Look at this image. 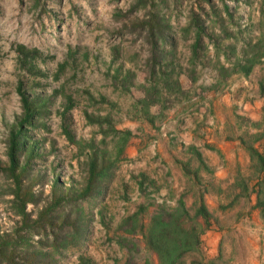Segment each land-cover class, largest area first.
I'll return each mask as SVG.
<instances>
[{
	"label": "rangeland",
	"instance_id": "1",
	"mask_svg": "<svg viewBox=\"0 0 264 264\" xmlns=\"http://www.w3.org/2000/svg\"><path fill=\"white\" fill-rule=\"evenodd\" d=\"M161 10L167 18L174 15V22L167 30L172 44L167 43L165 49L174 50L177 60L182 62L181 67L186 70L191 67L183 65V62L187 53H192L195 38L190 18L196 15L203 21V42L197 50L201 71L194 91L205 96L213 89L216 93L214 99L223 101L222 98L239 86L233 88L236 80L229 82L228 76L210 89L208 87L215 79L211 72L220 64L229 66L241 53L243 43L253 44L257 39H264V0H211L210 3L205 0H0V161L3 165H8L11 126L22 112L18 82H22L26 94L31 97L39 95L47 100L48 112L40 119L43 124L30 130L26 150L19 158L22 166L29 147L34 146V156L21 182L22 189H31L37 198L36 202L30 200L26 203L25 210L31 218H35L49 200L56 175L65 185L71 183V178L78 182L82 178L80 164L84 155L80 153L79 146L70 143L61 131L59 113L64 109L68 96L73 106L66 113V124L75 140H82L83 145L93 141L111 158L115 155L114 145L118 138L112 132L104 135L103 131L109 126L128 129L124 122L133 110L131 105L137 95V83L144 77L142 67L151 51L147 29L140 27V22ZM20 45L27 53L38 50L37 56L31 59V68L29 63L21 66L18 60L17 47ZM231 45L236 47L234 51L229 48ZM190 74L193 76L192 72ZM258 80L264 82V63H257L250 72L248 82L253 84ZM249 92L250 99L261 102L257 96H264V88L259 92L256 85L249 88ZM201 106L205 107L204 104ZM84 111L98 119L108 116L110 124L89 123ZM245 117V142L264 149L262 137L258 136L264 131V110L261 113L254 111L253 118ZM102 138L104 143H101ZM132 145L128 140L103 195L80 203L84 215L90 219L86 244L81 250L94 264H143L146 259L158 264L154 253L145 248L139 236H129L133 237L137 247L133 254L116 242L122 232L118 225L124 217L142 205L141 220L146 222L159 207L153 196H136L131 179L133 158L128 152ZM258 172L254 161L247 175L255 180L260 175ZM13 189L12 177L0 170V233L11 232L21 223L13 203ZM246 196L244 201L248 204ZM260 198L264 201V182ZM190 213L193 215L194 207ZM258 217L264 222L260 212ZM197 221L203 224V219L198 218ZM38 238L33 234V240ZM226 238H229V233ZM260 243L262 241L257 238V244ZM79 250V247L71 245L63 250L64 255H55V264H79ZM234 254L229 251L228 242L214 263L235 264ZM242 254L243 261L248 264L250 260L245 259L250 255L264 264L262 250L253 254L244 249Z\"/></svg>",
	"mask_w": 264,
	"mask_h": 264
},
{
	"label": "crops",
	"instance_id": "2",
	"mask_svg": "<svg viewBox=\"0 0 264 264\" xmlns=\"http://www.w3.org/2000/svg\"><path fill=\"white\" fill-rule=\"evenodd\" d=\"M155 15L168 25L174 22V15L167 18L162 10ZM157 41L162 52L153 58L148 52L142 67L144 77L138 80L131 105L133 110L124 122L132 132L129 142L133 145L128 152L133 158L131 179L136 196H153L158 206L173 207L182 200L190 212L191 207L195 211L203 203L210 213L209 227L201 235L206 256L221 255L229 242L235 264H248L243 261L244 249L264 253V222L258 217L261 209L256 207L257 182L264 177V171L258 170L260 175L255 180L247 175L255 160H251L247 149L251 145L245 142L244 123L245 116L253 118L254 111L264 110V96L258 94L259 103L250 99L249 92L256 85L260 92L264 82L252 84L248 82L250 73H233L229 82L236 80L232 87H239L223 101L214 99L213 89L201 96L194 91L201 71L197 55L187 53L183 65L191 69L186 70L174 50L166 51V44L171 42ZM216 68L211 72L215 79L208 85L210 89L215 88ZM153 86L158 91L149 96ZM258 136L264 148L263 133ZM257 150L264 153V149ZM257 238L262 243L257 244ZM245 260L260 264L253 255Z\"/></svg>",
	"mask_w": 264,
	"mask_h": 264
},
{
	"label": "trees",
	"instance_id": "3",
	"mask_svg": "<svg viewBox=\"0 0 264 264\" xmlns=\"http://www.w3.org/2000/svg\"><path fill=\"white\" fill-rule=\"evenodd\" d=\"M205 1L211 2V0ZM224 7L227 9L226 4ZM157 18L155 14H150L148 18L140 22V27L147 29L152 58L153 55L157 57L158 52H162L157 39L167 40L172 44L167 32L169 25ZM189 24L195 30V38L191 46L192 53L197 55V50L203 42L204 24L196 15L191 16ZM185 30L188 31L187 28ZM229 48L232 51L236 49L233 45ZM17 51L21 66L29 63L31 68V59L37 56L38 50L34 49L27 53L24 51L23 45H20L17 47ZM152 62L155 63L153 60ZM257 63H264V39H257L253 44L251 42L243 43L241 53L235 57L229 66L220 64L217 67L218 78L212 86L221 84L226 77L233 73H241L247 76ZM157 91L153 86L149 96L155 95ZM17 92L21 98L22 112L16 116L9 133L8 165H3L0 161V170L8 173L13 179V203L17 214L21 217V223L11 232L0 233V264H55L57 261L55 255H64L63 250L71 245L80 249L77 252L79 264H94L92 259L86 257L81 250V247L86 244L90 219L84 215L80 203L93 198L98 199L103 195L107 181L113 176L115 163L124 152L132 132L129 129H116L111 126L108 130L103 131L104 135L112 132L118 138L114 145L116 151L113 158L107 155L104 149H98L93 141L83 145L82 140H75L73 133L66 124V113L73 106V102L68 96L64 109L59 113L61 131L70 143L79 146L80 153L84 155L81 164L78 156L82 178L79 182L71 178V183L65 185L61 182L59 175H56L52 181L49 200L38 211L36 217L31 218L25 210L26 203L30 200L36 202L37 198L31 189L23 190L21 182L28 170L29 161L34 156V146L29 147L26 162L22 166H20L19 158L20 154L26 150L27 141L30 139V130L43 124L40 123V119L48 112L47 100L39 95L31 97L26 94L21 81L17 84ZM151 101L147 100V103ZM84 114L89 123L101 124L105 122L110 124L108 116L98 119L91 116L87 111H84ZM101 143H104V138L101 139ZM85 148H87L86 152ZM247 149L251 160L257 162L258 170L264 171V153L259 152L253 146H249ZM141 176L142 179H145L143 175ZM263 182L264 178L257 182L259 189L256 192V207L261 209V215L264 219V201L260 198V188ZM140 188L142 189L141 184ZM143 211V206L140 205L134 212L124 217L118 225L122 232L118 235L116 242L120 247H126L128 252L133 254L137 247L136 243L132 241L133 237L129 236H139L145 248L154 253L158 264H215L214 262L219 256L206 258L202 251L201 235L210 224V213L203 203L196 208L193 215L182 200H179L173 207L160 205L150 214L146 222L141 220ZM199 217L203 219V224L197 221ZM33 234H37L39 238L33 240ZM143 264L153 263L146 259Z\"/></svg>",
	"mask_w": 264,
	"mask_h": 264
}]
</instances>
